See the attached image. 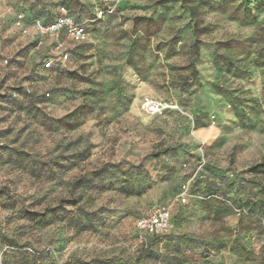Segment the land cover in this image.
Returning <instances> with one entry per match:
<instances>
[{
	"label": "rangeland",
	"instance_id": "374dc122",
	"mask_svg": "<svg viewBox=\"0 0 264 264\" xmlns=\"http://www.w3.org/2000/svg\"><path fill=\"white\" fill-rule=\"evenodd\" d=\"M188 1L0 0V264H264V175L251 172L264 160V0ZM63 4L91 40L44 70L53 39L33 46L6 11ZM145 95L181 111L147 116ZM75 110L70 130L59 119ZM157 204L173 205V235L143 244L136 223Z\"/></svg>",
	"mask_w": 264,
	"mask_h": 264
},
{
	"label": "built area",
	"instance_id": "2783aa9c",
	"mask_svg": "<svg viewBox=\"0 0 264 264\" xmlns=\"http://www.w3.org/2000/svg\"><path fill=\"white\" fill-rule=\"evenodd\" d=\"M118 9V4L113 3L99 9L97 19H103L114 15ZM8 17L12 19L13 25L23 37L31 36L34 32L37 47L41 46L45 39H53V44L49 51L43 55L41 67L44 70H51L55 67L64 68L70 62L72 54L71 48L74 45L88 43L91 40L90 26L85 22H79L71 14L70 10L63 6L60 7L58 15L52 21L41 18L30 17L24 10L9 7L6 11ZM68 42L70 45H68ZM8 63V61H5ZM50 94H48L49 96ZM140 111L147 116H160L168 111H181L180 106L145 95L142 98ZM212 121L216 124V116L212 115ZM1 144V137H0ZM183 186L182 200L188 197L191 183ZM139 233V241L146 244L148 237H167L174 230L173 205L157 204L147 215L140 218L136 223Z\"/></svg>",
	"mask_w": 264,
	"mask_h": 264
},
{
	"label": "trees",
	"instance_id": "16d2710c",
	"mask_svg": "<svg viewBox=\"0 0 264 264\" xmlns=\"http://www.w3.org/2000/svg\"><path fill=\"white\" fill-rule=\"evenodd\" d=\"M183 3L186 5V6H189L190 4V1L188 0H183ZM67 7L71 14L76 18V20H78L79 22H83L76 14H75V11H74V8L70 7V6H67V5H61L59 6V9L60 7ZM104 7V6H103ZM102 8V7H101ZM17 9H21V10H24L22 8H17ZM58 9V11H59ZM190 10H191V14L193 17H196V14H195V7H190ZM30 17H34V18H41V19H44L46 21H52L53 19H55V17L58 15V12L56 15H52L51 13L49 12H45L44 14L42 15H39V16H36V15H31L30 12H27L26 10H24ZM99 11V10H98ZM118 12V9L116 11V13ZM98 13V12H97ZM96 13V15H97ZM112 16V15H111ZM109 17V16H108ZM97 20H101V19H97ZM134 26L135 28H142L145 32V34H147L148 36H153L155 33H157L160 29V24L156 21H153L147 17H144V16H136L134 19ZM195 36H196V41H195V45H194V48L196 50V54H199V49H200V45L202 43V40L200 39V36H201V29L197 26L195 27ZM89 43V42H88ZM88 43H84V44H78V45H74L72 48H71V54H72V57L74 55H77L83 48H85ZM33 46L37 47L38 45V42L37 41H33ZM71 57V59H72ZM71 61V60H70ZM62 68L60 67H55L53 69H51L52 71H59L61 70ZM49 94V93H48ZM79 114V111L75 110L73 113L59 119V123L62 124L65 128L67 129H75L79 126V123H78V119H77V115ZM251 172L253 174H260V175H264V160L255 164L252 168H251ZM226 214L229 212L227 211L226 209H224ZM173 223H174V227H175V221H174V213H173ZM174 231V230H173ZM173 235V232L171 235L167 236V237H164V238H161V237H148V241L149 243L151 242H155V241H163L165 239H168L170 238L171 236ZM152 240V241H151ZM147 241V243H148Z\"/></svg>",
	"mask_w": 264,
	"mask_h": 264
}]
</instances>
